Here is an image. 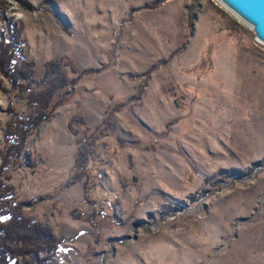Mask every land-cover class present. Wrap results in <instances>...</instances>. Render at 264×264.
I'll use <instances>...</instances> for the list:
<instances>
[{
  "label": "rangeland",
  "instance_id": "rangeland-1",
  "mask_svg": "<svg viewBox=\"0 0 264 264\" xmlns=\"http://www.w3.org/2000/svg\"><path fill=\"white\" fill-rule=\"evenodd\" d=\"M11 25L35 89L48 62L66 81L1 174L10 205L65 239L42 264H264V45L250 27L217 0H0V43ZM0 80L5 150L31 111Z\"/></svg>",
  "mask_w": 264,
  "mask_h": 264
},
{
  "label": "trees",
  "instance_id": "trees-1",
  "mask_svg": "<svg viewBox=\"0 0 264 264\" xmlns=\"http://www.w3.org/2000/svg\"><path fill=\"white\" fill-rule=\"evenodd\" d=\"M10 27L13 28L10 30V41L6 40L3 34L1 38L0 75L4 76L12 87L19 91L21 98L26 95L27 105L31 112L27 119H20L16 117V114L13 115L16 123L9 124L6 136L15 141L5 150L0 149V160L2 162L0 165V264H10V259H17L21 255L26 256L30 253L39 255L45 251L48 256L39 260V264H42L51 260L59 252L65 239L56 238L48 227L26 218L21 211V207L10 205L1 174L13 156H21L25 147V140L30 132L39 128L44 121L50 118L49 109L55 93L66 86V81L56 76L59 73V65L53 61L48 62L47 71L42 81L45 88L36 90L35 63L19 60L17 54L22 55L19 50L21 31L16 29L15 25ZM1 84L2 81L0 80ZM2 87L5 90L4 86ZM10 112L13 113L11 110ZM79 156L76 165V178L82 180L85 176L89 179L90 175L87 171L89 166L88 154L81 153ZM85 188H88L87 181L85 182ZM9 190L12 191V189ZM8 216L11 218L10 222L5 224L2 220ZM7 240L14 242L16 247L8 246Z\"/></svg>",
  "mask_w": 264,
  "mask_h": 264
},
{
  "label": "water",
  "instance_id": "water-1",
  "mask_svg": "<svg viewBox=\"0 0 264 264\" xmlns=\"http://www.w3.org/2000/svg\"><path fill=\"white\" fill-rule=\"evenodd\" d=\"M250 27L264 45V0H217Z\"/></svg>",
  "mask_w": 264,
  "mask_h": 264
}]
</instances>
